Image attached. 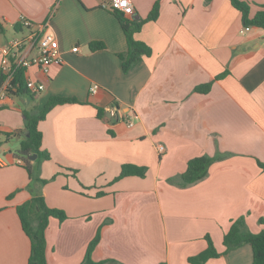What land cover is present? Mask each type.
Here are the masks:
<instances>
[{"label": "crops", "instance_id": "crops-1", "mask_svg": "<svg viewBox=\"0 0 264 264\" xmlns=\"http://www.w3.org/2000/svg\"><path fill=\"white\" fill-rule=\"evenodd\" d=\"M131 1L126 17L140 21L158 0ZM242 1L251 16L264 8V0ZM112 8L115 0H0V46L49 23L63 59L48 78L27 71L46 85L35 99L12 94L0 108V148L20 146L24 113L52 97L78 101L39 124L51 159L37 163L47 183L35 190L67 217L50 219L48 264H82L99 231L96 262L191 264L209 236L220 256L205 264H253L250 244L226 251L224 236L240 219L253 233L264 229V30L244 27L230 0H161L158 19L135 34L152 54L124 73L128 43ZM21 16L35 26L24 27ZM93 42L107 49L92 53ZM205 155L216 159L208 175L184 184L188 162ZM18 160L5 154L0 167V264H29L31 256L17 208L32 193ZM128 164L146 168L145 176L114 182Z\"/></svg>", "mask_w": 264, "mask_h": 264}, {"label": "trees", "instance_id": "trees-1", "mask_svg": "<svg viewBox=\"0 0 264 264\" xmlns=\"http://www.w3.org/2000/svg\"><path fill=\"white\" fill-rule=\"evenodd\" d=\"M230 1L233 6L241 12L244 27L264 30V8L259 10L254 16H251L249 2L242 0ZM160 5L161 0H158L154 4L148 17L140 21L130 20L117 8H112V12L119 20L128 43V51L120 55L124 73L129 72L135 65L141 62L144 57L152 54L151 49L145 43L135 39V34L138 33L147 22L156 21L158 19ZM89 49L92 53H95L104 51L107 47L102 42H93L89 45ZM13 85L17 88V92L12 94H27L33 99L38 95L31 93L27 89L24 69H19L15 73ZM209 89L210 84H207L197 87L196 92L206 93ZM75 103H78V101L73 98L52 97L46 102L42 110L33 113H24L27 135L23 137L19 148L15 151V155L23 162L24 168L28 172L30 180L29 190L32 193L31 199L17 208L24 231L31 240L29 264H48L46 230L49 226L50 219L54 218L59 220V222H63L67 218L63 211L52 209L47 205L44 196L41 194V190H35L36 185L41 188L47 183L46 180L41 178V174L38 171L39 164L37 163L39 161H48L51 159L50 154L42 149L43 135L39 129V124L56 106ZM104 116V110L98 109V117L103 118ZM15 135H17V133L8 136L11 137ZM33 155H37L38 157L35 165H32L29 159V157ZM215 160V158L206 155L190 160L186 171L182 174L183 183L190 185L204 179L208 175L210 167ZM145 174L146 168L131 164L124 165L120 175L114 182L126 177H144ZM104 194V192H101L98 193L97 196H103ZM100 240L101 233L99 231L89 244L82 264H122L115 259H106L98 262L93 260L92 254L100 243ZM207 241L208 248L201 254L190 258L189 262L191 264H205L210 259L220 256L209 236H207ZM242 244L251 245L253 249V264H264V229L260 233H253L246 227L243 219L234 222L229 232L224 236V246L226 247V251H229Z\"/></svg>", "mask_w": 264, "mask_h": 264}, {"label": "built area", "instance_id": "built-area-1", "mask_svg": "<svg viewBox=\"0 0 264 264\" xmlns=\"http://www.w3.org/2000/svg\"><path fill=\"white\" fill-rule=\"evenodd\" d=\"M115 8L124 15H132L134 13V4L131 0H115ZM21 24L32 29L35 25L32 21L24 16L20 17ZM34 56H31L33 51ZM79 48H74L73 52H78ZM0 59L3 63L0 66V108L7 102L12 93L17 92V88L13 85L15 73L19 69L27 71L32 67H36L45 77H49L53 64H62L58 40L52 32L49 23L38 25L37 29L30 32L25 38L15 40L6 46H0ZM27 89L33 94L42 93L46 85L43 82L35 81L31 78L26 79ZM99 90L98 85L91 87V94H96ZM134 125L129 123V127ZM158 151L163 153L165 148L158 147ZM19 164H23L18 160ZM5 165V152L0 148V167Z\"/></svg>", "mask_w": 264, "mask_h": 264}, {"label": "rangeland", "instance_id": "rangeland-1", "mask_svg": "<svg viewBox=\"0 0 264 264\" xmlns=\"http://www.w3.org/2000/svg\"><path fill=\"white\" fill-rule=\"evenodd\" d=\"M19 148V143L16 140H13V142H4L2 144V150L5 152V154L11 155L13 152Z\"/></svg>", "mask_w": 264, "mask_h": 264}, {"label": "water", "instance_id": "water-1", "mask_svg": "<svg viewBox=\"0 0 264 264\" xmlns=\"http://www.w3.org/2000/svg\"><path fill=\"white\" fill-rule=\"evenodd\" d=\"M36 158H37V155H33L29 157L30 160H35Z\"/></svg>", "mask_w": 264, "mask_h": 264}]
</instances>
